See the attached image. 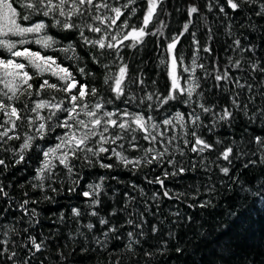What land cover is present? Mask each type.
Instances as JSON below:
<instances>
[{
    "label": "snow or ice",
    "instance_id": "6c2138e0",
    "mask_svg": "<svg viewBox=\"0 0 264 264\" xmlns=\"http://www.w3.org/2000/svg\"><path fill=\"white\" fill-rule=\"evenodd\" d=\"M165 6L166 0H0V49L8 54L0 55V153L10 154L0 156V176L10 167L6 160L11 159L12 166L26 163L25 157L34 146L41 150L43 158L33 177L37 183H29L41 191L45 181L53 192L58 191L52 187L59 176L58 169L76 177L69 188V192H75L83 179L79 174L82 166L123 167L133 174L150 168L152 175L145 174L143 179L149 185L159 186L151 197L153 204L145 201L146 209L151 211L158 210L164 198L180 203L190 199V208L214 207L212 197L217 189L213 167L223 178L243 184L239 169L233 171L236 161H241L245 169L249 165H264V135L249 134L246 142L234 138L226 142L215 136L217 126L226 123L230 128L239 115L247 122L245 131L251 124L264 128V58L256 56L258 49L264 51V46L245 43L247 37L242 40L232 32L240 17L243 22L239 28L264 30V23L258 29L253 20L258 17L264 21V0H192L181 29L167 36V25L161 17L171 13L166 12ZM209 15L215 16V21H210ZM213 23L217 25L216 31ZM201 25L206 31L198 37ZM52 29L66 33L67 44L53 35ZM221 29L232 37L231 44L225 47L237 53L236 58L228 56L221 61L216 49V36ZM186 35L193 50L190 64L185 63L183 54ZM148 37H164L167 41L164 51L168 55L159 58L169 81L164 91L156 87L155 80L151 81L153 90L147 91L143 70L126 52L142 51L140 46ZM26 45H38L39 50ZM78 47L83 48L86 57L77 51ZM201 52L207 54L204 62H200ZM58 53L63 54V59ZM65 60L72 61L71 65L65 66ZM89 64L102 71L100 87L94 83L96 74ZM170 102L185 106L186 111L177 110L169 115ZM161 109L164 117L157 120L153 113ZM52 134L57 141L54 145L43 147L36 143ZM242 157H248L247 161ZM197 172L203 173L206 183L193 180L184 191L168 186L169 181L179 183ZM223 178L218 181L221 185L225 184ZM105 179L102 176L99 183L88 184V190L81 195L90 201L87 215L96 217L102 227L107 226L101 233L107 239L109 233H117L124 224L117 226L111 222L116 209L107 217L100 216L101 196H107L103 188ZM131 188H139L141 194L147 195L138 184H131ZM0 196L8 198L7 207L0 208L2 216L11 209L13 199L2 181ZM125 196L136 202V197H129L128 193ZM201 196L209 198L200 200ZM30 203L37 201L29 198L17 202L22 210L17 220L24 222V217H29V226L22 229L27 234V242L22 245L24 257H18L15 240L8 239L10 232L17 237L21 234L13 226L0 233L4 237L0 239V264H44L36 258L48 250V238L38 239L29 232V227L39 224L38 219L35 224L31 222V217L38 213L35 208L29 210ZM127 207L125 203L124 208ZM71 213L73 218L84 215L79 207L71 208ZM139 215V222L131 218L125 222L140 230L127 232L125 247L129 252H134L135 246L141 245L140 237L146 235L143 228L148 221L143 213ZM172 215L180 217L178 211ZM60 219L63 220V213ZM186 219L190 222L192 218ZM85 227L91 232L96 225L89 222ZM0 228L4 225L0 224ZM150 231L155 235L158 225L152 224ZM80 235L86 242L87 235ZM167 235L175 238L171 231ZM93 239L106 247L99 237ZM75 251L73 247L72 252ZM88 251L87 244H82L80 252ZM158 251H143L148 258L146 264ZM176 251L183 249L177 247ZM58 260H67L63 251L58 252Z\"/></svg>",
    "mask_w": 264,
    "mask_h": 264
},
{
    "label": "trees",
    "instance_id": "16d2710c",
    "mask_svg": "<svg viewBox=\"0 0 264 264\" xmlns=\"http://www.w3.org/2000/svg\"><path fill=\"white\" fill-rule=\"evenodd\" d=\"M191 2L192 0H166V12L171 13V15L165 14L161 17L167 25L164 29L165 36L169 33H176L181 29L186 20L187 6ZM199 2H202V0H199ZM208 19L215 21L216 17L209 15ZM253 20L256 22L258 29L259 25L264 23L258 17H253ZM240 22H243V17H240L232 28L234 36H239L242 40L247 37L248 40L244 41L245 43L251 41L253 44L264 46V30L249 31L241 29L239 28ZM216 28L217 25L213 23V30L216 31ZM205 31L206 29L201 25L197 36H202ZM52 34L62 40L64 44H67L66 33H58L56 29H52ZM231 39L232 37L225 34L222 29L217 32L216 40L218 43H216V49L221 61L227 59L228 56L234 58L238 56L231 48L225 47L226 44H231ZM187 40H190V38L186 35L183 42V54L185 63L190 64L193 50L186 42ZM166 42L164 37H160L159 40H157V37H148L146 43L140 46L143 49L142 51L126 50L127 55L133 57L137 67L143 70L148 84L147 91L153 90L152 80L156 81V87L161 91H164L168 86L169 81L165 66L159 65V58L168 55L164 51ZM158 44L159 47H157ZM25 47L39 50L38 45H26ZM77 51L86 57L82 47H78ZM0 55L8 56L3 49H0ZM58 55L63 59L62 53H58ZM243 55L248 56L249 54L244 53ZM206 56V53L201 52L200 62H204L203 58ZM256 56L264 58V51L258 49ZM64 63L65 66H69L72 61L65 60ZM89 68L96 74L94 83L97 87H100L101 69L92 64H89ZM170 103L169 115L177 110L186 111L185 106L175 102ZM153 115L157 120L163 119L164 110L161 109L159 113L154 112ZM205 122L207 123V121ZM246 124L243 115H239L232 122L230 128L226 123L217 126L215 136L226 142L233 138L238 142L241 140L246 142L249 134L264 135V128L257 127L255 124L248 125L247 131H245ZM56 142L55 134H52L44 141H37L36 143L47 147L48 145H54ZM0 156L10 157V154L0 153ZM42 158L41 150L36 149L34 146L33 150L25 157L26 163L12 166L11 159L6 160V162H9L10 167L0 176L5 191L8 192L10 197H13L11 209L0 216V224L4 225V228H0V233L5 229H11L13 226L17 230H21L18 237L11 232L8 236L10 242L13 239L15 240V250L19 258L24 257L22 245L27 242V234L23 233L22 229L29 226L27 223L29 217L25 216L24 222L17 220V217L22 215V210L17 207V202L31 198L36 200L37 203H30L27 207L29 210L35 208L38 213L37 216L31 217V222L35 224L38 219L39 224H35V227H29V232L37 236L38 239L41 237L48 238L46 241L49 246L48 250L44 252L43 256L37 254L36 258L37 260H43L44 264H69V261L70 264H116L117 261H119V264H146L148 258L143 255V251L151 252L154 249H160V251L151 258L150 264H264V188H261V185H264V165H249L245 169L242 168L241 161H236V169L233 171L239 169L238 175L243 184L240 182L233 183L227 178H223L218 169L213 167V180L216 182L217 189L212 197L214 207L190 208L188 204L193 202L190 199L185 203H180L164 198L158 210L152 208L149 211L146 209L145 201L149 205L153 204L151 197L153 192L159 188L158 185L147 184L143 179L145 174L152 175L150 168L139 170L133 174L123 167L102 169L99 166L92 168L82 166L79 168V174L83 176V179L75 192H69V188L76 177L68 176L65 170L58 169L59 176L52 184V187L57 188L58 191L53 192L48 188L47 181L44 182L45 189L41 191L40 189H33L31 183H37L33 180V177L36 176V169L40 166ZM247 159L248 157H242L245 162ZM102 176L106 177L103 188L106 190L107 196H101L102 203L98 209L100 216L107 217L113 209H116L117 214L110 217L111 222L117 226L124 224V227L119 228L117 233H109L107 239L101 234L103 230H107V226L102 227L96 217L87 215V211L91 210L89 208L90 201L81 195L82 191L88 190L86 187L88 184L99 183V178ZM113 177L118 179H113ZM221 178L225 179L224 185L218 183ZM193 180L204 181L203 173L197 172L194 177L184 178L179 183L169 181L168 186L177 191H184L187 185L193 183ZM30 181L31 183H29ZM131 184H138L147 195L141 194L139 188L132 189ZM229 185H231L230 189ZM245 188L247 190H242ZM258 188H260L259 194H257ZM203 191L202 183L201 192ZM25 192L28 193V196L24 195ZM125 193H128L129 197H136V202L129 201ZM45 196L51 199H44ZM208 198V196H201L199 199L205 200ZM7 203L8 198L0 196V208L7 207ZM125 203L128 204L127 209L124 208ZM73 207H79L84 215L80 218H73L71 213ZM177 211L180 213L179 218L172 215ZM153 212H155V215L152 214ZM61 213H63V220L60 219ZM140 213H143L144 219L148 221L143 228L146 235L140 237L143 251L141 245H136L135 251L129 252L125 247L128 242L127 232L138 233L140 230L125 222L129 218L139 222ZM189 216L192 218L190 222L186 219ZM173 221H176V223H173ZM89 222L96 225L91 232L85 227ZM152 224H157L159 227V231L155 235L150 231ZM169 231L174 234V239L167 235ZM80 233L87 235L86 242ZM93 236L99 237L106 247L98 245ZM116 236H120V239H116ZM3 238L0 235V239ZM164 241H167V243L165 244ZM84 243L87 244L89 251L81 253L80 247ZM73 247L76 248L74 253L72 252ZM177 247H180L183 251L177 252ZM93 249L95 250L93 251ZM59 251H63L67 260H58ZM33 264H36V261H33Z\"/></svg>",
    "mask_w": 264,
    "mask_h": 264
}]
</instances>
